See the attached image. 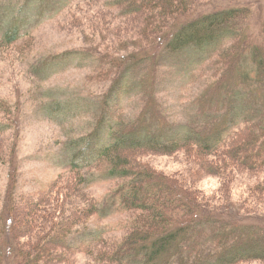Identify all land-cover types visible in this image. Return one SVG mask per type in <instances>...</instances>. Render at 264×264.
<instances>
[{
	"label": "trees",
	"instance_id": "1",
	"mask_svg": "<svg viewBox=\"0 0 264 264\" xmlns=\"http://www.w3.org/2000/svg\"><path fill=\"white\" fill-rule=\"evenodd\" d=\"M219 2L115 0L124 18L145 17L147 44L140 38L133 51L122 47L123 52L113 56H99V47L87 40L84 56L99 57V71L108 73L103 65L108 64L118 74L95 130L74 142L80 149L71 165L87 187L83 173L93 166L91 160L111 180L126 179L114 193L113 206L117 209L120 197L123 209L136 216L133 224L120 240L91 233L82 248L71 239L83 224L80 217L91 220L101 213L97 200L88 206L91 209L72 217L57 199L41 200L32 204L28 230L18 222V214L6 219L8 212L0 210V264H69L70 256L84 250L96 264L264 263V180L247 184V197L213 204L188 186L189 181L165 176L133 158L141 152L172 156L196 148L206 156L201 168L211 175L225 180L236 173L264 175V28L259 37L252 33V7L222 8ZM20 25H12L0 38V47H11L25 37ZM2 26L0 21V33ZM167 62L177 69L168 72L180 74L181 81L192 75L194 82L199 72L215 71L209 87L193 103L192 110L205 119L202 125L178 123L164 109L161 89ZM127 93L139 94L142 110L118 117L112 109L126 103ZM215 105L218 109L212 110ZM242 108L245 115L233 117ZM220 122L225 127L212 126ZM38 209L44 212L45 225L35 216Z\"/></svg>",
	"mask_w": 264,
	"mask_h": 264
},
{
	"label": "rangeland",
	"instance_id": "2",
	"mask_svg": "<svg viewBox=\"0 0 264 264\" xmlns=\"http://www.w3.org/2000/svg\"><path fill=\"white\" fill-rule=\"evenodd\" d=\"M219 4L222 8L252 7V33L261 35L264 0H220ZM115 5V0H0L3 23L0 38L19 21L25 35L18 44L0 47V133L4 132L0 134V210L8 212L6 219L13 213L18 214V222L21 220L28 230L32 204L41 200L57 199L65 205L70 217L91 209L88 206L97 200L101 213L91 220L80 217L83 224L76 228L78 231L71 239L74 246L82 248L89 243L91 233L106 234L115 240L124 238L136 217L123 209L120 197H116L117 209L113 206L114 193L126 185V179L111 180L96 166V161L91 160L93 166L85 167L83 173L88 179L87 187L71 165L80 149L74 142L91 136L95 130L104 112V98L118 74L108 64H103L108 73L99 71V57L84 56L89 48L87 40L99 47V56H113L124 50L122 47L133 51L140 38L145 40L143 45L147 44L145 17L124 18L125 13ZM169 70L177 69L167 62L161 89L164 109L177 118L178 123L202 125L205 119L195 114L193 103L209 87L208 81L213 79L215 71L209 73L208 70L206 74L198 71L191 82L192 75L181 81L180 74ZM132 95L135 97L127 93L126 103L120 104L117 110L113 108V113L120 117L123 113L141 112L139 94ZM217 109V105L212 108ZM244 112L242 108L233 117L240 118ZM221 124L212 123V126L219 129ZM221 127H225L224 124ZM133 158L165 176L189 181L188 186L213 204L247 197L246 185L264 180V175L244 173H236L226 180L211 175L201 168L206 156L196 148L172 156L141 152L133 154ZM83 161L86 166L91 164ZM58 181L49 197V191ZM43 214V210L38 209L35 216L45 225ZM84 251L70 256L69 264H96L93 256Z\"/></svg>",
	"mask_w": 264,
	"mask_h": 264
}]
</instances>
